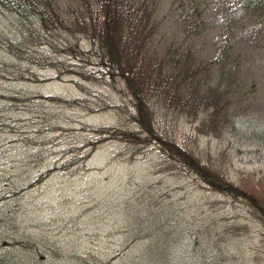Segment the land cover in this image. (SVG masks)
Returning <instances> with one entry per match:
<instances>
[{"label": "rangeland", "instance_id": "rangeland-1", "mask_svg": "<svg viewBox=\"0 0 264 264\" xmlns=\"http://www.w3.org/2000/svg\"><path fill=\"white\" fill-rule=\"evenodd\" d=\"M200 7L206 29L194 41L210 59L223 16L236 18L243 4ZM177 12L175 0H160L163 40L182 38ZM16 20L0 9V264H69L72 255L97 264L146 232L169 233L181 264H264V228L244 201L174 175L153 143L141 148L95 132L135 125L130 97L109 83L89 39L66 36L65 50L45 40L5 47ZM237 29L244 95L221 136L196 132L191 144L227 148L228 179L264 195V31L247 16Z\"/></svg>", "mask_w": 264, "mask_h": 264}, {"label": "trees", "instance_id": "trees-1", "mask_svg": "<svg viewBox=\"0 0 264 264\" xmlns=\"http://www.w3.org/2000/svg\"><path fill=\"white\" fill-rule=\"evenodd\" d=\"M175 1L182 38L167 41L162 39L160 0H0V9L12 11L20 26L12 36L2 38L1 45L9 48L15 39L20 50L22 43L45 40L65 50L69 48L66 36L89 39L109 83L130 97L127 120L135 125L127 129L101 126L95 132L136 147L155 144L167 170L177 176L191 174L208 190L241 199L264 228V195L231 181L223 172V166L231 162L230 151L219 147L211 152L208 146L204 150L191 144L199 135L221 136L231 107L244 95L246 81L239 80L238 67L245 53L237 47L235 32L245 16L253 17L264 31V0H242L236 18L223 16L216 53L210 59L194 41L206 29L200 18L202 0ZM186 125L189 129L182 130ZM168 236L133 235L97 264H181ZM137 243L143 246L141 251L128 255ZM67 263L89 264L86 256L76 255Z\"/></svg>", "mask_w": 264, "mask_h": 264}]
</instances>
